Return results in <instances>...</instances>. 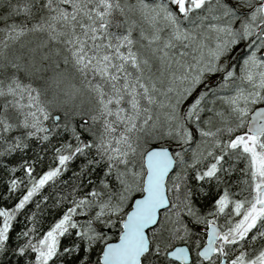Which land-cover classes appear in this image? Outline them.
I'll return each mask as SVG.
<instances>
[{"label": "snow or ice", "instance_id": "1", "mask_svg": "<svg viewBox=\"0 0 264 264\" xmlns=\"http://www.w3.org/2000/svg\"><path fill=\"white\" fill-rule=\"evenodd\" d=\"M0 264H264V0H0Z\"/></svg>", "mask_w": 264, "mask_h": 264}]
</instances>
